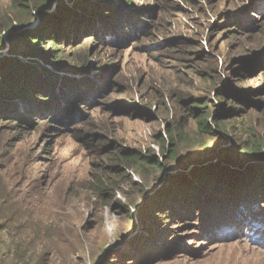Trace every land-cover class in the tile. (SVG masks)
I'll return each mask as SVG.
<instances>
[{
    "label": "rangeland",
    "instance_id": "rangeland-1",
    "mask_svg": "<svg viewBox=\"0 0 264 264\" xmlns=\"http://www.w3.org/2000/svg\"><path fill=\"white\" fill-rule=\"evenodd\" d=\"M126 2L45 64L77 81L50 110L0 97V264H264V0Z\"/></svg>",
    "mask_w": 264,
    "mask_h": 264
},
{
    "label": "trees",
    "instance_id": "trees-1",
    "mask_svg": "<svg viewBox=\"0 0 264 264\" xmlns=\"http://www.w3.org/2000/svg\"><path fill=\"white\" fill-rule=\"evenodd\" d=\"M67 1L72 2L74 8L64 0H57L55 5H53L54 0H13L12 7L17 9L19 13L14 19H9L7 25L9 27L11 23H16V27L24 28L14 34L9 31L8 55L0 56V97L7 100L8 104H14L15 107L19 99H23L25 103H28L29 108L20 112L19 115L16 114L17 111L14 106L9 109L8 112L12 111L13 114L10 113L16 117V120L26 122L34 113L50 110L53 102L56 101L57 103L58 100H61V97L65 98L68 88L71 91L73 90L72 87L75 82L77 83L75 79L66 77L63 80L55 70L45 66V64L50 65L57 62L56 59L60 54L58 55L59 52L55 54V52L58 51L57 49L62 42L65 43L70 39L75 41L78 38V34L84 31V33H92L91 35L93 36L97 35L95 34L96 28H94V24L102 25L106 23V18L112 19L109 22L110 26L119 25L120 29L126 27V20H131L129 19L130 15L134 13L131 5L126 0H118L116 6L125 3L127 8L123 12L117 13L116 16L119 19L114 21L110 17L113 12L111 14L108 13L107 9L109 7H103L102 0ZM113 1L115 0H110L111 3ZM52 6L53 8L51 9ZM76 10L81 14L79 15ZM33 11L37 12L36 15H34ZM83 14L93 18L91 22H87L90 24L89 27L86 26V18L82 16ZM8 27H2L0 34L1 31H5ZM103 27L99 28L100 34L98 36L103 33ZM45 43L47 44L46 46ZM3 47L4 42L0 35V49ZM26 52L32 54L31 56L33 57L39 58L41 60L40 64L38 62L21 61L18 56ZM55 88H57L56 94L59 93L58 96L55 95ZM58 88H60L59 92ZM34 103L37 105H34ZM6 108L7 105L0 102V117H4L5 113H8L3 112ZM58 110H60V114L65 112L63 106L57 108ZM197 127L201 132H211L209 125L201 118H197ZM260 145L262 143L257 142V144H250V147L249 145L246 147L252 148V151L256 152L257 150L259 151ZM150 164L153 165L154 163L150 161ZM156 165L160 167L162 163L156 161ZM201 183L197 181L196 189L201 190L205 187V184L202 185ZM215 184L214 182L215 192L218 195H224L223 186ZM189 193H191V190L187 193L185 200H187Z\"/></svg>",
    "mask_w": 264,
    "mask_h": 264
}]
</instances>
